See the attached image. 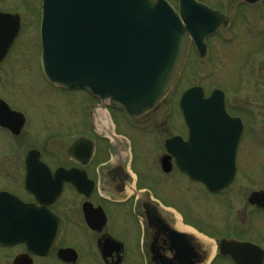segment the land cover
<instances>
[{
    "label": "flooded vegetation",
    "instance_id": "obj_1",
    "mask_svg": "<svg viewBox=\"0 0 264 264\" xmlns=\"http://www.w3.org/2000/svg\"><path fill=\"white\" fill-rule=\"evenodd\" d=\"M167 1L179 12L183 6L190 13L188 21L183 19L184 24L205 34L201 42L192 39L188 67L192 54L204 59L210 51V39L231 30L238 17L245 20L248 30L262 35L258 47L264 51V0H195L218 11L217 14L207 12L191 0ZM24 9L25 5L10 10L0 6L1 11L18 14L22 19L21 30L7 59L25 26ZM254 19L260 21L258 28H254ZM204 40L208 53L201 57L197 43ZM212 92L206 91V97ZM0 98L13 110L24 113L6 97ZM225 100L228 114L238 118L239 123L225 115L213 117L209 145L199 144L193 153L196 168L208 166L203 160L209 162L214 176H233L230 185L220 191H209L203 183L191 179L174 156L169 158L170 171H164L162 158L168 155L166 141L174 134L169 128L158 129L159 126L153 129L147 125L142 129L143 132L155 130L159 136L151 153L163 179L164 175H179L193 185H200L216 200L224 197L228 208L224 231H205L199 222L188 217L180 203L168 202L160 196L157 188L147 183L150 176L142 167L150 162L144 158L140 162V149L131 136L121 132L118 123L113 132L97 133L91 109L106 104L93 100L83 110L84 125L86 119L90 121L91 134L83 128L52 134V142L67 141L66 154L46 153L41 147L33 146L16 161L12 160L14 171L7 170L0 160V180L4 184L0 186V264H130L136 253L141 264H264V193L254 197V193L264 191V178L253 180L254 176L241 164L250 124L257 126L250 138L255 146L264 149V115L256 107L234 108L226 92ZM111 111L115 116V111ZM181 115L182 128L176 134L183 139L178 148L185 154L190 131L182 112ZM25 116L26 124L19 134L0 125V141L7 138V143L22 146L24 130L30 123ZM135 120L127 117L129 126L137 131ZM203 135L207 134L201 133L200 139ZM80 137L92 140V154H87L86 144L71 153V147ZM33 149L40 154L30 155ZM130 184L134 187L128 192ZM40 209L50 211L55 218L43 219ZM123 209L127 214L120 229L117 216ZM177 223L186 231L178 229Z\"/></svg>",
    "mask_w": 264,
    "mask_h": 264
},
{
    "label": "rangeland",
    "instance_id": "obj_2",
    "mask_svg": "<svg viewBox=\"0 0 264 264\" xmlns=\"http://www.w3.org/2000/svg\"><path fill=\"white\" fill-rule=\"evenodd\" d=\"M18 5H25L26 9L22 11L25 26L9 59L1 63L0 96L6 97L23 110L30 123L24 130L22 146L7 143V138L0 141V160L10 171L16 170L11 166L12 162L33 146L41 147L46 153L66 154L67 141L58 139L52 142L53 133H72L83 128L89 129L88 133L91 134L92 129L87 119L84 125L83 110L93 100L79 91L64 94L52 87L45 78L41 66L37 27L39 0H5L0 3L3 9L9 10ZM254 22V28H258L260 21L254 19ZM261 38L262 35L248 30L244 19L239 17L234 19L231 30L210 39V51L204 59L192 54L189 67L164 104L135 120L137 131L129 126L123 113L116 112L117 118L114 119L113 112L107 109L113 123L117 122L120 131L127 132L137 148L139 147L140 162L142 158L150 162L147 167L144 165L142 167L150 176L147 183L154 185L160 196L165 197L168 202L180 203L188 217L199 222L205 231L225 230L224 220L228 208L224 197L216 200L200 185H193L179 175H164L163 179L161 169L155 162L154 153H151L159 136L155 130L143 132L142 129L152 125L150 128L155 129L157 128L155 126H159L158 129L169 128L173 134L179 133L183 122L179 114V99L182 92L192 85H201L207 92L215 88L223 89L234 104V108L256 107L264 115V51L261 50V46L258 47ZM101 107L103 106L97 105L91 109L93 124L100 135H106V131H101L96 124L97 111ZM256 128L257 126L253 124L248 127L249 136L245 137L247 141H244L241 164L244 163L246 172L254 176L253 180H261V177L264 178L262 173L264 149L255 146L253 139L250 138ZM107 130L114 131L112 124L107 126ZM118 138L122 139L121 136ZM259 171L261 174L257 173ZM2 185L4 184L0 180V186ZM126 214L123 209L117 216L120 229L125 223ZM130 264H141L137 253L133 255Z\"/></svg>",
    "mask_w": 264,
    "mask_h": 264
},
{
    "label": "water",
    "instance_id": "obj_3",
    "mask_svg": "<svg viewBox=\"0 0 264 264\" xmlns=\"http://www.w3.org/2000/svg\"><path fill=\"white\" fill-rule=\"evenodd\" d=\"M9 22V15L0 13V62L11 42ZM190 34L197 37L196 29L185 27L165 0H43L42 65L52 83L83 89L138 117L154 109L176 83L186 63ZM204 37L198 33L200 42ZM198 99L203 100V90L193 87L181 101L191 141L197 131ZM204 103L200 109L210 112ZM22 125L23 121L15 131L19 133ZM164 163L168 171L169 163ZM197 179L211 186V178Z\"/></svg>",
    "mask_w": 264,
    "mask_h": 264
},
{
    "label": "bare ground",
    "instance_id": "obj_4",
    "mask_svg": "<svg viewBox=\"0 0 264 264\" xmlns=\"http://www.w3.org/2000/svg\"><path fill=\"white\" fill-rule=\"evenodd\" d=\"M112 120L110 119V117L108 116V110L106 109H98L97 111V122L99 124V126L103 129V130H107V126H109L110 124H112L111 122ZM134 187V185L130 184L127 186V190L128 192H130L132 190V188ZM176 227L178 229H180L181 231H186L183 225H181L180 223L176 224Z\"/></svg>",
    "mask_w": 264,
    "mask_h": 264
}]
</instances>
